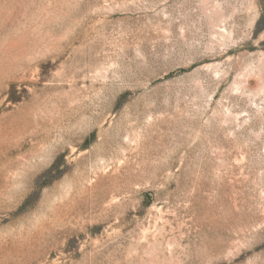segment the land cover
<instances>
[{
    "label": "rangeland",
    "instance_id": "374dc122",
    "mask_svg": "<svg viewBox=\"0 0 264 264\" xmlns=\"http://www.w3.org/2000/svg\"><path fill=\"white\" fill-rule=\"evenodd\" d=\"M0 264H264V0H0Z\"/></svg>",
    "mask_w": 264,
    "mask_h": 264
}]
</instances>
